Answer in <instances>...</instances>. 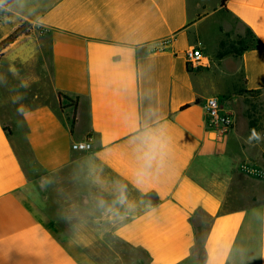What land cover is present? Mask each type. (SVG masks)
I'll return each mask as SVG.
<instances>
[{
    "label": "crops",
    "instance_id": "1",
    "mask_svg": "<svg viewBox=\"0 0 264 264\" xmlns=\"http://www.w3.org/2000/svg\"><path fill=\"white\" fill-rule=\"evenodd\" d=\"M221 1L16 0L0 17V42L31 26L0 51V264H93L90 244L118 243L264 264V141L246 143L264 135V0ZM224 40L245 46L218 58ZM211 97L228 130L208 125Z\"/></svg>",
    "mask_w": 264,
    "mask_h": 264
},
{
    "label": "rangeland",
    "instance_id": "2",
    "mask_svg": "<svg viewBox=\"0 0 264 264\" xmlns=\"http://www.w3.org/2000/svg\"><path fill=\"white\" fill-rule=\"evenodd\" d=\"M18 8L16 0H0V17H6L10 15L12 11H17ZM228 101L232 102L231 99H228ZM232 105L235 113L240 115L243 121L251 124L261 122L262 106L260 101L255 98H249L240 94V97H238L236 102L233 101ZM109 245L112 247V244ZM109 245L90 244V261H92L93 264H160L159 259H149L141 251H137L131 255L129 252H125L127 247L123 249V246L118 243L115 245L118 247V250L114 252ZM158 246L160 247V244ZM120 247L121 250H119ZM199 261L200 260L190 258L174 264H200Z\"/></svg>",
    "mask_w": 264,
    "mask_h": 264
},
{
    "label": "built area",
    "instance_id": "3",
    "mask_svg": "<svg viewBox=\"0 0 264 264\" xmlns=\"http://www.w3.org/2000/svg\"><path fill=\"white\" fill-rule=\"evenodd\" d=\"M185 59L189 68H197L204 64L206 61L202 52L195 48L190 47L185 51ZM206 119L211 128H220L228 130L234 123V118L231 113L225 112L217 97L208 98L205 101ZM92 144L89 140L77 141L71 144V149L77 152L89 151Z\"/></svg>",
    "mask_w": 264,
    "mask_h": 264
},
{
    "label": "trees",
    "instance_id": "4",
    "mask_svg": "<svg viewBox=\"0 0 264 264\" xmlns=\"http://www.w3.org/2000/svg\"><path fill=\"white\" fill-rule=\"evenodd\" d=\"M226 0L221 1V6H224ZM31 26L28 22H22L12 33H10L5 39L0 42V51L3 50L5 47L13 43L18 37L22 35H28L30 33ZM245 46L242 40L238 42H230L224 40L220 42L219 49L217 52L218 58H223L227 55H238L243 47ZM243 93L248 94L249 96L256 95V91H242ZM241 92V93H242ZM74 118L72 119V121Z\"/></svg>",
    "mask_w": 264,
    "mask_h": 264
},
{
    "label": "clouds",
    "instance_id": "5",
    "mask_svg": "<svg viewBox=\"0 0 264 264\" xmlns=\"http://www.w3.org/2000/svg\"><path fill=\"white\" fill-rule=\"evenodd\" d=\"M18 112L21 111V109L17 110ZM253 141L261 142L264 141V135L258 133L255 129L251 130V135L247 138L246 143L251 144Z\"/></svg>",
    "mask_w": 264,
    "mask_h": 264
}]
</instances>
